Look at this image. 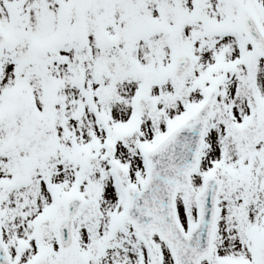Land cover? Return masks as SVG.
Returning <instances> with one entry per match:
<instances>
[{
  "label": "snow or ice",
  "instance_id": "6c2138e0",
  "mask_svg": "<svg viewBox=\"0 0 264 264\" xmlns=\"http://www.w3.org/2000/svg\"><path fill=\"white\" fill-rule=\"evenodd\" d=\"M0 264H264V0H0Z\"/></svg>",
  "mask_w": 264,
  "mask_h": 264
}]
</instances>
